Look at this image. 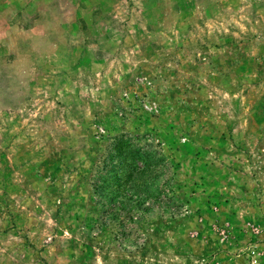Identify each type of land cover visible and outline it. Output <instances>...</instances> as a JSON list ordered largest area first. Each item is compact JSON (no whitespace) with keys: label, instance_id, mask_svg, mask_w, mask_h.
<instances>
[{"label":"rangeland","instance_id":"374dc122","mask_svg":"<svg viewBox=\"0 0 264 264\" xmlns=\"http://www.w3.org/2000/svg\"><path fill=\"white\" fill-rule=\"evenodd\" d=\"M0 264H264V0H0Z\"/></svg>","mask_w":264,"mask_h":264},{"label":"trees","instance_id":"16d2710c","mask_svg":"<svg viewBox=\"0 0 264 264\" xmlns=\"http://www.w3.org/2000/svg\"><path fill=\"white\" fill-rule=\"evenodd\" d=\"M133 144L132 139L127 138L126 135L111 139L110 145L106 149V155L108 153L109 155L94 164V174L96 176H94L92 184L96 192L97 189H105V185L109 186L111 178L115 181V190L119 192L120 187H122V181L133 180L135 174L138 175L145 168L147 169L151 166L148 154L140 153ZM119 203L121 204L120 201Z\"/></svg>","mask_w":264,"mask_h":264}]
</instances>
